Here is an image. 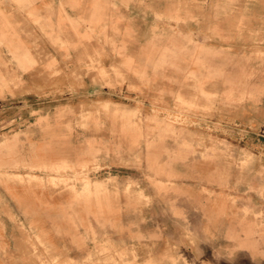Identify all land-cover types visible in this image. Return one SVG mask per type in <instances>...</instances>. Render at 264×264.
<instances>
[{
    "label": "rangeland",
    "instance_id": "374dc122",
    "mask_svg": "<svg viewBox=\"0 0 264 264\" xmlns=\"http://www.w3.org/2000/svg\"><path fill=\"white\" fill-rule=\"evenodd\" d=\"M154 1L0 0L27 264H264V0Z\"/></svg>",
    "mask_w": 264,
    "mask_h": 264
},
{
    "label": "crops",
    "instance_id": "0c3cea01",
    "mask_svg": "<svg viewBox=\"0 0 264 264\" xmlns=\"http://www.w3.org/2000/svg\"><path fill=\"white\" fill-rule=\"evenodd\" d=\"M149 2L151 3L155 1L149 0ZM120 11L125 13L127 9L125 7H121ZM121 20L126 24L127 18H125V15L121 18ZM144 25L145 24H143V26L135 25L133 28V33L131 34L136 39H140L146 32L148 25ZM131 58L134 60L136 59L135 56L120 57V60L123 61L124 68L126 70L129 69L127 59ZM150 76L151 81L154 83L156 81V74L154 75L151 73ZM214 81V79H209L205 84V88ZM25 189L26 187L24 184L15 185L13 182L9 181L6 183H0V264H27L28 259L25 255V251L27 250L25 238L23 233L19 231V225L22 224V226H26L27 220L29 219V213L24 206L27 198ZM48 238V242L60 249L68 250V246H71L70 244H66L60 240L61 235L52 234L49 235Z\"/></svg>",
    "mask_w": 264,
    "mask_h": 264
}]
</instances>
